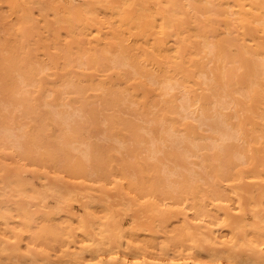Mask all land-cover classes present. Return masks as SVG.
I'll list each match as a JSON object with an SVG mask.
<instances>
[{
	"label": "bare ground",
	"instance_id": "bare-ground-1",
	"mask_svg": "<svg viewBox=\"0 0 264 264\" xmlns=\"http://www.w3.org/2000/svg\"><path fill=\"white\" fill-rule=\"evenodd\" d=\"M104 1L0 4V31H14L20 38L17 46L11 44L14 50L0 41V54L10 50L0 56V172L5 173L1 182L5 193L19 198L9 195L0 202V264H264V142L263 154L252 147L258 136L264 137L263 123L237 114L257 106L264 120V0H152L159 6L155 11L150 0H123V5L109 6L118 23L104 18ZM169 2L170 14H161L158 9ZM38 3L44 11L40 19L31 9ZM198 4L225 16L222 24L230 27L207 33L204 40L203 34H188L196 28L197 18L190 14ZM186 6L191 11H184ZM91 19L97 25L92 26ZM63 24L70 30L65 31L67 40L62 39ZM46 32L52 43L42 68L39 61L33 62L39 47L35 37ZM196 36L202 37L198 43ZM233 45L239 48L236 54L231 52ZM199 54L203 61L197 71H186L196 69ZM59 58L66 70L61 74L63 93L47 88L53 82H44L40 74L60 70ZM227 63L232 65L224 66ZM70 65L102 66L123 81L140 79L151 102L139 100L136 90L113 88L106 80L92 78L82 84L66 69ZM172 70L184 76L169 75ZM29 87L36 88L33 92L39 91V97L31 98ZM67 87L78 95L76 104L66 100ZM88 88L102 91L97 105L86 100ZM209 89L216 93L214 98L207 94ZM129 100L146 124L109 116L104 118L107 131L104 127L106 132L98 134L100 105L115 110ZM150 103L175 118L150 116ZM24 111L34 113L35 128H26L28 121L19 122ZM50 123L55 127L51 134ZM247 123L258 134L249 132ZM117 128L129 136L117 134ZM113 150L124 154L117 165ZM196 154L202 157L207 178L190 161ZM248 166L254 167L250 174L245 171ZM27 172L39 177V184L26 179ZM197 178L207 185L204 189H198ZM252 180L263 194L255 202L243 196ZM69 183L87 189V201L81 204L84 217L67 207L76 193ZM97 183L104 197L116 192L120 208L103 202V215L92 211ZM50 196L56 200L54 207ZM255 204L260 209L251 221L247 214ZM131 209L136 214L124 218ZM143 217L148 219L146 226L140 225ZM57 219V225L50 224ZM157 221L160 230L153 226ZM158 238L161 243L155 242ZM47 239L60 249L54 252Z\"/></svg>",
	"mask_w": 264,
	"mask_h": 264
},
{
	"label": "rangeland",
	"instance_id": "rangeland-1",
	"mask_svg": "<svg viewBox=\"0 0 264 264\" xmlns=\"http://www.w3.org/2000/svg\"><path fill=\"white\" fill-rule=\"evenodd\" d=\"M122 2H123V0H106V1H104L103 2L104 6L108 7V9L105 10L107 12V14L104 15V18L107 17V20L108 21H110V22H117L118 23V18L116 16H113L112 15V12L110 11V7L109 6L123 5L124 3H122ZM2 3H5L4 0H0V4H2ZM148 5H149L150 9L152 8V10H154V11L157 10V7H159V6H156L155 5V2L152 1V0H150V2L148 3ZM171 6H172V4L170 2L169 3H164V4H162V8L161 9H158V10H160V13L161 14H170V12H171ZM204 7H205L204 5L198 4V6H196V13H194L193 11L191 12L190 15L194 16L195 18H197V21H196V28L190 30L189 33H188V34L196 33V35L203 34V40H204V36H206L207 33H209V34L216 33V32H214L216 29H218L219 31H221V30L224 31L225 30V27H230V26H225L224 24H222V20H224L226 18L225 16L216 15L215 14V11H211V10L209 12H207ZM223 7L225 9H227L226 6H223ZM135 8L138 9L140 7L137 6ZM31 9L35 13V16L37 18H39V19L41 18L39 16V14H43L44 13V11L42 10V5L39 4V3L38 4L31 5ZM152 10H151V12H152ZM7 11H8L7 9H4V12H7ZM184 11H186V12L191 11V8L189 6H186V8L184 9ZM50 14H51V16H50ZM50 14H49V18L48 19L51 20V21H53L54 20V16H53L52 13H50ZM190 15L185 16V18L187 19V21H190ZM144 18L146 20H149V17H147V16H145ZM195 18H192V19L194 20ZM14 21H15V19H14ZM41 22H42L41 24H44L45 21H41ZM89 23L92 26L93 25H97L96 24V21L95 20H92V19L89 21ZM57 26H61V25L60 24H54V27H57ZM254 26L261 27L260 25H257V24H255ZM63 27H65V28L60 30L61 31V34H62V39L66 38L65 31L66 30H69L65 24H63ZM172 31H173V28L168 31L169 32V35H170V32H172ZM224 35H226V34L224 33L223 35H220V36L223 37ZM258 35H261V34H258ZM231 36H234V35H231ZM35 38L38 41V44L37 45H39V47H38V49L35 50V52L38 53V55L33 59V62L36 63V62L39 61L41 63V65H42L41 67L44 68V66L47 63V60H49V58H47V56L45 55V53H47L48 47L52 43V39L48 35L47 32L44 33L41 37H39V38L38 37H35ZM68 38H66V40ZM0 39H1L0 41H3L4 40L6 43H8L9 45H7V46H10V47L12 45L17 46L18 43H19V41H20V38L17 36V33H15L14 31H11L9 33H4V32H1L0 31ZM196 39H197V43H198L199 40L201 41L202 37H197L196 36L195 40ZM195 40H193V42ZM33 47H35V46H33ZM12 48H13V46L10 49L11 50H14V48L13 49ZM195 49H196V47H195ZM238 49L239 48L237 46L233 45L231 47V52L233 54H236L238 52ZM7 51L10 52V50H7ZM7 51H6V53H7ZM192 51H193V49H192ZM196 52H197V50H196ZM6 53L4 51H2V53L0 54V56L1 55L2 56L5 55ZM7 55H8V53H7ZM194 57H195V55H193V58ZM58 61L60 62L59 63V66L61 68L60 70H55L54 68L47 69V70L45 69L44 71L41 70L42 72L40 71L41 72L40 74L42 75V77L44 79V82H45L46 79L48 81H50V82H53V83L46 84V85H48L47 88H54V87H56L58 91H60V92L63 93L64 89H63V86L61 84H63L64 80L61 77V74H65V71L66 70H63L62 69V67H64L63 66V58H59ZM199 61H203L201 59L200 54L199 55H196V63L198 62L197 65H196V69H195V67L194 68L191 67L192 69H189V70H186V71H189V72L197 71V69H198L197 66L200 63ZM74 64L76 65V63H74ZM212 64H214V63H212ZM212 64H211V66H214ZM220 64L221 63H219V66H220ZM223 64H225V63H222V67H223ZM228 64L230 66L232 65L230 63H227L224 66H228ZM104 68L105 67L100 66V67L85 69L84 66H81V67L75 66V67H73L72 65L66 67V69L69 70L71 72V74H73L75 76V79H82L83 80L82 81V84L89 83V82H87V80H93L94 79V80H96V82H98L101 79L102 80H106L110 84L113 85V88H124V90H125L126 88L129 87L132 90H136L137 93H138V99L139 100H141V101L146 100L147 102H151L150 100L152 98L151 97H147L146 92L143 90V88L141 86H139V84L141 83L142 80H140V79H132V80H125V81H123L122 78L120 77V75H117V73L115 71H112V70H110V71L104 70ZM219 70L221 71V68L220 67H219ZM56 71H58L59 74L54 73ZM15 74L17 76L16 78L19 79L20 78L18 76L19 74L18 73H15ZM168 74L171 75V76H180V77H183L184 76L183 73H180L179 75H176V71L175 70H172L171 72L169 71ZM99 76H101V77H99ZM221 87H222V84H221L220 88ZM30 88H32V87H29V89ZM146 88H148V86ZM211 88H213V87H211ZM34 89H36V88L33 87L31 89L32 91L30 92V95H29L31 98L34 95H36L38 97L40 95L39 91L33 92ZM213 89H215V88H213ZM57 90H56V92H57ZM65 90H68L67 94H65L66 95V100L70 101L73 104H76V102L78 101V95L75 92H73L72 88H70V87H67ZM150 90H152V88ZM209 90H210L209 92L206 91L207 94L208 93L210 94V92H211L210 95L208 94L209 96L213 95L214 92L217 93L216 89L213 90V93H212V89H209ZM198 92L201 93V91H197L196 94H199ZM220 92H222L221 89H220ZM102 94L103 93H102L101 90H95V89H92V88H88L87 91H86V96H87V99L86 100L88 102H91L93 105H97L98 102H99L98 100H99V98L101 97ZM179 94H180V92H178V96H181V94L180 95ZM215 94L213 96H211V98H214ZM41 106H40L39 109L43 110L44 109L43 108L44 106L43 107H41ZM133 106L134 105L133 104L131 105L130 100L129 101H126V103H123L120 107L115 108V110H112V109L111 110H107V109L104 110V107H102L100 105V110H102L99 113V120H100L99 121V125H100V129L101 130L99 129V131H98L99 133L98 134L102 135V133H105L107 131V128L106 127H109V125L105 123L104 118L106 119V117H109V116H113L114 118L116 117V120H118L119 117H124L126 119L131 120V121H136L139 124H146V123H144L146 121H144L143 119H141L140 114H138L134 110L132 111V109L135 107V106L134 107ZM128 107H130L131 109L128 108ZM160 107H155V105L153 103H150V105L148 107L149 111L151 112L150 116L153 113H157L160 116H164V117H166L168 119L175 118V116L173 114L165 113L166 110L165 109H162V107L161 108ZM1 109H2V107H1ZM262 109H264V108L262 107ZM24 112H23V114L26 113V112L25 113ZM113 112H115V113L113 114ZM19 113H20V111L18 113H16V114L19 115ZM229 113L233 115V113H236V110H235V112H233V110H231V111H229ZM20 114H22V113H20ZM237 114H239V115L243 114L242 117L244 116V118L247 119L248 121L257 122L258 124L259 123H263L262 124L263 127L261 126V128L264 130V120L259 117V115L261 114V111L258 112L257 106H254L252 109H245L243 111H240L239 113L237 112ZM26 115H28L27 116L28 118L26 117L27 120L25 118H22V117H25ZM26 115H24V116L23 115L22 116H18L19 117L18 118L19 119V122L21 124H25L26 125V122L28 121L29 122L28 123L29 125L27 124L26 125V128H29V129L35 128L36 127V120H35V118H33L34 117V113H31V114L30 113H28V114L26 113ZM20 117H21V119H20ZM234 119L236 120V118H234ZM20 120H23V121L25 120L24 121L25 123L24 122H21ZM0 121H1V119H0ZM50 126H52V129L51 130L48 129V131H49L48 133L51 134V133L54 132L53 130H55V127L51 123H50ZM104 127H105V130L106 131L104 130V132H103L102 128L104 129ZM179 127L181 129H185V126L184 125H180ZM246 128L249 129V132L254 131V133L258 134V132L254 130V126L251 123H247ZM115 131H116L117 134H119L121 136H124V137H128L129 136L126 133V131H121L118 128ZM205 134H208V133H205ZM262 142H264V137H259L258 136L257 137V141H255V142L252 143L253 149L256 150V151H258V152H260L261 154H263V143ZM109 143L113 144V141H110ZM110 154H111V158L113 159V164L114 165H117L118 162H119V160L122 159V157H124V154L123 153L121 154L117 150H113ZM190 161L195 164L194 166L196 167V171L199 172V173L201 172L200 174H203L202 176L203 177L205 176V178H207V174L206 173H203V169L200 166L201 165V162H202V157L199 154H196V155H193L190 158ZM258 163H260V162H258ZM258 168L261 169L262 167L259 166ZM245 171H246V174H250V173H252V171H254V167L253 166L245 167ZM4 175H5L4 172H0V202L5 201L7 199V197H9V195L11 194L10 192H7V191L5 193V190L3 188V186L5 184H2L3 182H1V179H2V177ZM62 175H65V177L67 176V178L69 177L68 175H66V173H63ZM24 176H25L26 179H29L31 181H34L37 184H39V182H40L39 177L37 178V176H33L32 175V172L24 173ZM201 180L202 179H200V178H197V180H196V185H197V187H198L199 190H202V189H204L207 186V185L203 184L204 181L203 180L201 181ZM47 181H49V180H46V182ZM50 182H53V181H50ZM58 184L63 186L65 184V182L61 181V182H58ZM99 184L100 183H97V184L94 185V187H96V188L93 191V193L95 194V197L93 198L94 199V204H93L94 207H92V211L95 212V214H97V215H103V209H102V205H101V203H103V202H105L106 204H112L114 208H120V205L119 204L121 202V199L116 194V192H111V196H109V198L108 197H104L105 195L104 194H100V192L97 190L98 189L97 187H99ZM250 184H252V185L250 187L249 192H247V193L244 192V195L243 196H244L245 200L246 199H250L253 202L258 201L262 197V195H263L261 193L260 184L258 182H255L254 180L250 181ZM69 185L71 187H75V192L76 193L74 194L75 199L71 200L70 203H69V205L67 207L68 208L73 207L74 208L73 210H75L76 213L80 217L86 216V211L84 210V208H81V204H84L87 201L86 198H83L84 194L87 193V189H85L83 186H79L80 187V189H79V187H76L75 184H70L69 183ZM36 186L38 188H41L40 185H36ZM2 193L5 194V195H2ZM11 197L14 200H18L19 199L18 196H11ZM48 200H49V204L51 205V207H54V204H56L55 198H53L52 196H50ZM259 209H260V206H256V204L250 206V210H248V214H247L248 219L251 220V221L254 220L253 219L254 212H257L258 213ZM135 214H136V212L131 209V210H128L124 214L123 217L129 219V218H132L133 215H135ZM147 220L148 219L146 217H143L142 218V222L140 223V225L146 226L148 224V223H146ZM59 222H60L59 219H57V220L51 221L50 224L57 225ZM158 223H159V221L153 222V226L155 227L156 224L158 225ZM261 224H263V227H264V223H261ZM155 228L158 229V230H160L161 229V226H158V227H155ZM150 233H149V235L145 236V238H149L150 237ZM28 240H30V237L27 238V241ZM162 240L163 239L158 238V239L155 240V242L161 243ZM47 241L50 243V245L52 246V248H55V249H53L54 252H57L58 251L57 249H60L59 248L60 247L59 244H57L55 241H52L51 239H47ZM10 261H14V260L11 259ZM23 262H21V263H23ZM23 264H29V262H25Z\"/></svg>",
	"mask_w": 264,
	"mask_h": 264
}]
</instances>
